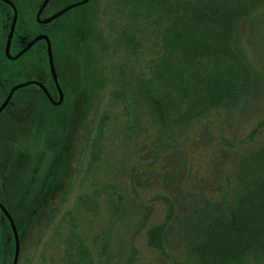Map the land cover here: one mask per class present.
<instances>
[{
  "label": "trees",
  "instance_id": "trees-1",
  "mask_svg": "<svg viewBox=\"0 0 264 264\" xmlns=\"http://www.w3.org/2000/svg\"><path fill=\"white\" fill-rule=\"evenodd\" d=\"M119 1L126 3L129 15L142 19L135 25L137 31L124 25L116 37L117 44H124L133 53L138 46L148 44L149 73H126L119 63L115 76L110 77L123 82L136 104L146 111L147 124L133 122L127 127L126 137L131 139L138 132V136L147 137L151 164L155 158L183 151L186 143L194 144L209 135L204 127L196 125L202 124L204 117L225 110L228 120L235 123L264 111V0ZM93 2L79 3L86 6L83 29L96 11ZM93 65L91 78L86 81L83 112L77 106L71 108L73 139L90 98L101 88H93V83L98 78L103 83L105 78L103 66ZM40 93L22 90L19 95L21 103L33 102L41 108L42 118H37L36 109L28 111L33 121L41 125L46 118H52V123L64 121L63 108L70 96L54 105ZM72 102L78 104L75 99ZM15 126L16 134L26 136L21 121ZM262 130L264 114L243 138L244 151L237 156L230 174L224 175L215 196L208 192L206 176L197 177L194 184L174 179L170 172L163 174L165 185L171 184L176 194L173 200L167 196L165 219L147 229L150 246L162 251L165 241L175 246L174 238L168 240L174 216L181 246L194 264H256L264 260V140L258 139ZM48 138V148L55 157L47 161V166L54 169H46L37 183L36 215L60 191L61 182L71 171L73 141L60 150L52 148V138ZM225 142L229 146L238 143L228 138Z\"/></svg>",
  "mask_w": 264,
  "mask_h": 264
},
{
  "label": "rangeland",
  "instance_id": "rangeland-1",
  "mask_svg": "<svg viewBox=\"0 0 264 264\" xmlns=\"http://www.w3.org/2000/svg\"><path fill=\"white\" fill-rule=\"evenodd\" d=\"M93 5L96 11L84 29L86 6L79 4L55 18L58 26H64L67 20L72 24L52 33L55 56L59 60L63 52L79 49L84 57V74H89L93 64L103 66L104 81L98 78L93 83V88L100 85L101 88L90 98L74 139L71 136L75 128H71L74 113L70 107L63 108L64 121L52 123L49 119L42 128L28 114V106H23L18 116L26 135L16 145L21 153L20 169L24 179H31L35 190L40 177L50 168L47 161L55 157L48 148V137L52 138V148L57 146L60 150L67 149V143L73 141L70 176L64 177L60 191L36 215L35 264H194L181 246L174 216L168 240L174 238L175 246L165 241L162 251L148 244L147 229L165 219L167 196L173 200L176 194L171 184L165 185L163 174L170 172L174 179L183 178L194 184L197 177L206 176L208 192L215 196L224 175L230 174L237 156L244 151L243 138L264 111L235 123L228 120L225 110L204 117L203 123L196 125L204 127L209 135H203L194 144L186 143L183 151L157 157L151 164L153 156L147 137L138 136L139 132L131 139L126 137L127 127L133 122L147 124L146 111L136 104V98L123 82L110 77L115 76V66L119 63L126 73L132 70L148 75L147 41H144L147 45L137 47L136 53L116 41L124 25L137 31L135 25L142 18L129 15L126 3L119 0H94ZM29 65L22 64L21 79ZM33 65L39 67L41 63L37 61ZM63 71L59 65L58 72ZM126 73L121 75L124 77ZM88 78L90 74L84 75L75 94L81 112ZM34 127L38 128L37 137L30 136ZM227 138L238 143L229 146L225 142ZM258 139L264 140V130ZM138 142L142 143L136 145ZM53 169L50 168L52 172ZM256 264H264V260Z\"/></svg>",
  "mask_w": 264,
  "mask_h": 264
},
{
  "label": "flooded vegetation",
  "instance_id": "flooded-vegetation-1",
  "mask_svg": "<svg viewBox=\"0 0 264 264\" xmlns=\"http://www.w3.org/2000/svg\"><path fill=\"white\" fill-rule=\"evenodd\" d=\"M76 1L79 0H47L45 3L44 0H0V105L12 86L20 84L12 90L7 102L0 109V264H35L37 199L31 179L27 182L21 173L18 158L20 152L16 145L24 136L16 134L15 123L20 122L18 116L23 106H28V111L36 109L39 113L37 118H42L43 114L39 105L33 102L21 103L20 93L16 92L26 90L32 94H41V91L54 105H60L70 96L69 102L64 105L70 108L79 106L72 101L84 79L83 54L79 49L73 53L67 51L63 52L59 60L55 56L52 39L53 32H58L72 24L67 20L64 26H58L55 18L65 14L75 5L46 20L61 8ZM14 17L7 52L6 43ZM37 35L42 36L34 40ZM45 36L49 38L51 44L57 82L62 90V98L58 103L60 93L50 69ZM37 61L41 63L39 67L33 65ZM25 63L30 65L21 79V66ZM59 65L64 70L62 74L58 72ZM49 119L46 118V121L48 122ZM39 125L42 128L41 123ZM37 131L38 128L34 127L30 136L37 137L39 134ZM5 210L9 213L18 236L19 247L15 262L14 232Z\"/></svg>",
  "mask_w": 264,
  "mask_h": 264
},
{
  "label": "water",
  "instance_id": "water-1",
  "mask_svg": "<svg viewBox=\"0 0 264 264\" xmlns=\"http://www.w3.org/2000/svg\"><path fill=\"white\" fill-rule=\"evenodd\" d=\"M47 0H44L43 3H45ZM87 0H79V1H76V2H73V3H70L68 5H66L65 7L61 8L60 10H58L56 13L52 14L50 17H48L46 20H50L51 18L55 17L56 15L62 13L65 9L69 8V7H72L76 4H79V3H83ZM14 21H15V17L13 19V22H12V26H11V30H10V33L8 34V39H7V43H6V51L8 52V48H9V42H10V37H11V32H12V28H13V25H14ZM42 35H37L34 40L40 38ZM47 38V43H48V56H49V63H50V69L52 71V75H53V78L56 80L57 82V76H56V72H55V69H54V64H53V59H52V52H51V44H50V41H49V38L47 36H45ZM23 84V83H22ZM18 85L20 84H17V85H14L12 86L9 94L6 96V98L4 99V101L1 103L0 105V109L5 105V103L7 102L8 98L10 97L11 93H12V90L14 88H16ZM57 85H58V88H59V93H60V98L59 100L57 101V103L59 101H61V98H62V90H61V87L59 85V83L57 82ZM6 214L9 216V213L7 212V210H5ZM10 218V223L12 225V228H13V232H14V238H15V257H14V262H15V259H16V255H17V252H18V247H19V243H18V236H17V231H16V228L11 220V217L9 216ZM13 262V263H14Z\"/></svg>",
  "mask_w": 264,
  "mask_h": 264
}]
</instances>
